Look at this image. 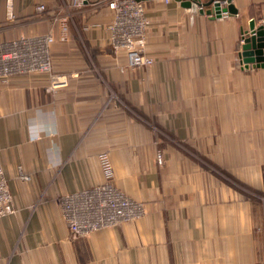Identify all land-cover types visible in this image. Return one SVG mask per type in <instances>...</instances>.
<instances>
[{
    "label": "crops",
    "instance_id": "0c3cea01",
    "mask_svg": "<svg viewBox=\"0 0 264 264\" xmlns=\"http://www.w3.org/2000/svg\"><path fill=\"white\" fill-rule=\"evenodd\" d=\"M142 1L152 66L129 67L105 29L114 13L87 5L73 12L68 41L50 48L68 86L52 91L47 74L0 81V165L15 207L0 219V264L263 263L254 227L264 215V68L246 69L240 54L264 0H233L238 13L221 18L188 0ZM60 5L12 0L11 17L0 0V42L58 37ZM36 110L58 117V134L29 139ZM109 171L144 216L74 238L60 198Z\"/></svg>",
    "mask_w": 264,
    "mask_h": 264
},
{
    "label": "built area",
    "instance_id": "2783aa9c",
    "mask_svg": "<svg viewBox=\"0 0 264 264\" xmlns=\"http://www.w3.org/2000/svg\"><path fill=\"white\" fill-rule=\"evenodd\" d=\"M87 5H104L114 13L113 20L105 29L110 44L126 53L129 67L144 68L155 63V59L145 52L150 21L142 0H99L94 3L92 0H61V5L51 15L59 23L58 37L51 31L0 42V81L5 82L14 76L47 74L51 78L52 91L68 86L69 75L53 70L50 48L56 41H68L73 12ZM8 8L13 17L12 0H8ZM37 11L51 14L44 4L39 5ZM157 161L160 165L164 162L163 152L158 151ZM108 176L109 180L103 184L60 198L66 223L74 238L86 237L145 214L144 204L117 189L111 182L110 171ZM14 212L12 193L4 168L0 165V219Z\"/></svg>",
    "mask_w": 264,
    "mask_h": 264
},
{
    "label": "water",
    "instance_id": "95a60500",
    "mask_svg": "<svg viewBox=\"0 0 264 264\" xmlns=\"http://www.w3.org/2000/svg\"><path fill=\"white\" fill-rule=\"evenodd\" d=\"M227 4V6H223ZM183 5L194 13L206 14L221 18L223 15H236L238 12L233 5V0H188ZM243 39L242 52L240 54L246 69L264 68V19L256 26L252 21L250 33Z\"/></svg>",
    "mask_w": 264,
    "mask_h": 264
},
{
    "label": "clouds",
    "instance_id": "9594fccd",
    "mask_svg": "<svg viewBox=\"0 0 264 264\" xmlns=\"http://www.w3.org/2000/svg\"><path fill=\"white\" fill-rule=\"evenodd\" d=\"M27 131L29 139L33 142L37 141L41 135H54L59 133V119L55 117L53 120H46L44 115L41 114L40 110H36L34 115L29 119L27 123ZM53 149L50 148L49 152ZM56 154L59 156V148H56Z\"/></svg>",
    "mask_w": 264,
    "mask_h": 264
},
{
    "label": "rangeland",
    "instance_id": "374dc122",
    "mask_svg": "<svg viewBox=\"0 0 264 264\" xmlns=\"http://www.w3.org/2000/svg\"><path fill=\"white\" fill-rule=\"evenodd\" d=\"M164 138H165V140H167V137H166V135H164ZM156 160H157V158H156ZM165 158H164V162L160 165L159 163H158V161H157V165H160V167L161 166H163L164 164H165ZM252 192H250L249 194H251ZM261 200H259L258 202H260V201H262L263 202V204H264V195H261V196H258ZM144 216V215H143ZM142 216V217H143ZM141 218V217H140ZM140 218H138V219H140ZM137 220V219H136ZM134 221V220H133ZM130 222H132V221H130ZM124 223H127V222H124ZM120 224H122V223H120ZM120 224H118V225H120ZM118 225H116V226H118ZM112 227H115V226H112ZM108 228H111V227H107V228H104V229H101V230H98V231H102V230H106V229H108ZM97 232V231H96ZM254 233H255V235H257V236H262L263 237V239H264V215L261 217V219H260V221L257 223V224H255V227H254ZM90 234H92V233H90ZM89 234V235H90ZM88 235V236H89ZM262 264H264V261H263V263Z\"/></svg>",
    "mask_w": 264,
    "mask_h": 264
},
{
    "label": "trees",
    "instance_id": "16d2710c",
    "mask_svg": "<svg viewBox=\"0 0 264 264\" xmlns=\"http://www.w3.org/2000/svg\"><path fill=\"white\" fill-rule=\"evenodd\" d=\"M253 7V6H252ZM253 9V11H254V7L252 8ZM257 20L260 18L261 19V15H257L256 17H255Z\"/></svg>",
    "mask_w": 264,
    "mask_h": 264
},
{
    "label": "bare ground",
    "instance_id": "6f19581e",
    "mask_svg": "<svg viewBox=\"0 0 264 264\" xmlns=\"http://www.w3.org/2000/svg\"><path fill=\"white\" fill-rule=\"evenodd\" d=\"M129 66V65H128ZM7 85V84H6Z\"/></svg>",
    "mask_w": 264,
    "mask_h": 264
}]
</instances>
